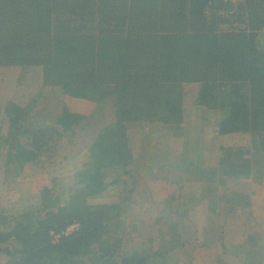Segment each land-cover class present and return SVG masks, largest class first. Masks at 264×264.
I'll return each instance as SVG.
<instances>
[{
    "label": "trees",
    "instance_id": "trees-1",
    "mask_svg": "<svg viewBox=\"0 0 264 264\" xmlns=\"http://www.w3.org/2000/svg\"><path fill=\"white\" fill-rule=\"evenodd\" d=\"M11 66L39 69L38 95L59 103L25 117V107L10 103L4 134L0 127L8 177L42 158L51 165L68 159L61 155L66 137L88 127L107 93L114 121L90 140L91 160L74 172L83 185L64 200L48 194L23 209H0L2 264H173L174 254L192 252L190 206L179 207L187 202L185 181L199 183L192 194L225 187L228 201H250V171L264 164V0H0V67ZM72 101L82 110L72 111ZM187 110L196 125L219 136L248 135V143L221 145L216 164L211 156L198 162L203 145L188 134ZM51 122L62 124L64 137ZM130 129L142 131V151ZM147 175L176 184L182 195L178 207L166 205L163 217L152 208L140 223L129 212V184ZM143 191L157 193L148 184ZM247 228L243 264H264V235Z\"/></svg>",
    "mask_w": 264,
    "mask_h": 264
},
{
    "label": "rangeland",
    "instance_id": "rangeland-1",
    "mask_svg": "<svg viewBox=\"0 0 264 264\" xmlns=\"http://www.w3.org/2000/svg\"><path fill=\"white\" fill-rule=\"evenodd\" d=\"M29 71H27V70ZM41 84V71L39 69L33 68H21L17 66L11 67H0V127L1 132L4 134L7 130L8 120H7V112L6 110L13 104L19 105L22 109L25 108V113L23 116L31 115L36 107L47 109L51 108V104H58L57 100L51 99L49 102L38 95V88ZM197 86V85H195ZM193 85L187 86L188 96L186 97V106L189 105V102L193 100L191 92V88ZM36 91V92H35ZM110 92V90L108 91ZM191 94V95H190ZM112 95V94H111ZM110 93L106 94V97L103 98L90 112L89 116L86 119L84 124L88 126L85 130H79L76 134L71 137H66L64 146H67L66 151H61L63 154H66L68 159L62 162L58 161L53 165L50 164L47 158H42L38 160L36 164L33 166H28L24 172L18 176V178L8 177L6 173V164H5V156L6 153L2 148H0V209L4 210H19L23 209L29 203H37L42 202L47 199L46 196L50 194V198L52 199H65L70 193L74 192L73 189L78 188L83 185V183L79 182L81 177H77L74 172L86 168L88 164H85L86 161L91 160L89 158L90 153L87 151L89 147V142L93 139V136H96L97 140L100 136L101 131H103L104 127L110 122L114 121L113 109L114 103L112 100ZM48 99V98H47ZM10 104V105H9ZM62 105V103H61ZM57 107V105H56ZM79 109L82 110L81 105H77V102H71L70 109ZM46 109V110H47ZM60 106L58 105V110ZM186 120L190 123L191 128H189L188 134L193 135L197 134L198 130H204L205 138L207 136L206 127L201 125H196L195 122H198L194 110H187ZM61 112V110L59 111ZM28 116V117H29ZM27 117V118H28ZM108 121H106V118ZM213 121V120H212ZM212 121H204V122H212ZM217 122V120H216ZM51 125L55 126L57 129V135L61 138L64 137V129L61 123L59 122H51ZM212 125V124H211ZM216 125V124H214ZM218 125V123H217ZM216 125V127H217ZM153 129V128H152ZM151 128H147L146 131L151 132ZM215 130H217L215 128ZM130 132L134 134L133 144L137 151H142V148L145 144L144 136L140 134L139 131L134 129H130ZM138 132V133H137ZM190 132V133H189ZM146 134V132L144 133ZM248 135H238L234 137H228V142L226 144H246L248 143ZM216 139V138H215ZM208 137L206 138V143H204L205 151L208 153V156L212 159V163L216 162V156L219 155V151L217 150L219 141H211L209 143ZM219 142V143H218ZM194 146V145H192ZM174 149H179L178 147H174ZM182 149V148H181ZM204 148H202L201 152L197 156V159L200 161L201 159H207ZM159 152L155 150V154ZM197 154L196 152L192 153V156ZM203 154L202 156H200ZM214 155V156H213ZM157 155H155L156 157ZM264 155H262L263 157ZM91 157V156H90ZM154 157V158H155ZM168 160L171 159L167 158ZM161 162H164L165 159L161 157ZM211 163V162H210ZM164 166V163L162 164ZM204 165V164H203ZM137 169V168H136ZM151 168L145 169L147 173ZM144 172V171H143ZM146 173V174H147ZM250 182H254V191H259L260 194L264 195V164L253 165L250 171ZM124 178L129 179L128 176ZM111 181L112 178L109 177ZM108 181V180H107ZM154 179H150V175L145 177V181H139L137 184L130 183L129 188L134 191V194L130 201L129 212H136V215L133 217L136 221L142 222V220L146 217V215H150V211L152 208H155L159 211V215L163 217L164 211L163 208L167 206H171V208L178 207L179 201L181 200L179 193L182 195V190L177 187L176 184L166 183L164 182L159 186L160 182ZM147 182V183H146ZM146 185L144 186V184ZM155 183V186H153ZM186 186L190 185V187H186L183 193V199L187 202L183 203L180 207V210L183 208L187 209V206H190V210H188V215H194L192 225H187V229L189 232V247L188 250L192 252H186V250L180 251L177 254H174L173 264H203V262L209 263L213 260L219 258H227L231 257L234 259L233 263L243 264L244 256L240 253V247H236L230 236L226 233L224 234V227L218 221L220 220L218 211L223 206L228 205L225 200H218V207L216 212H212L209 215L206 214V208L210 203L212 197L224 198L226 195L222 193V191H218L217 194L214 193V189H205L203 192L201 188L199 190L194 191V194L191 192V187L197 189L199 187V183L197 181H193L189 183V180L185 181ZM152 187V189H157V193L151 192L147 194L143 191L144 188ZM20 189V192H18ZM252 189V188H251ZM188 191V192H186ZM125 192V191H124ZM191 192V193H190ZM203 194H202V193ZM244 194V193H243ZM111 194L104 195L98 198V201L108 200ZM173 195L175 197H173ZM241 195V194H240ZM194 196V201L191 203L190 198ZM172 198V199H171ZM179 198V201H178ZM259 199V198H258ZM246 200H252V197L248 196ZM260 200V199H259ZM161 201L163 203H161ZM155 202V203H154ZM226 203V205H225ZM241 203V202H240ZM260 204L264 205V199H261ZM187 205V206H186ZM239 205V204H238ZM193 206V209H192ZM253 209V208H252ZM14 210V211H15ZM184 210V209H183ZM194 210V213L191 211ZM239 213L241 212V207L237 208ZM254 214H257L259 217V221H261L262 225L260 231L264 229V211L260 210V206H254ZM6 212V211H5ZM188 216V217H189ZM214 216V217H213ZM249 223H253L249 221ZM249 224V225H250ZM11 223H7L6 226L9 227ZM221 225V227H219ZM147 228V225H145ZM222 228V229H221ZM264 232V231H262ZM225 235L226 238V246L223 245V252L220 253L216 248L221 240V238ZM202 244H206L202 247ZM245 244H249L245 242ZM260 247L264 246L262 241H259ZM251 249V248H250ZM196 253H195V251ZM198 251V252H197ZM210 257L213 259L210 260ZM6 261V256H0V264Z\"/></svg>",
    "mask_w": 264,
    "mask_h": 264
},
{
    "label": "crops",
    "instance_id": "crops-1",
    "mask_svg": "<svg viewBox=\"0 0 264 264\" xmlns=\"http://www.w3.org/2000/svg\"><path fill=\"white\" fill-rule=\"evenodd\" d=\"M25 108H27V107H25ZM23 109H24V107H23ZM71 110L76 111V109H74V108H72ZM206 129H207V131H205L207 134L206 138L208 137V139H210L209 143L211 141H214L213 143H215V141L220 140V143L218 142L219 143L218 147H217L218 150H219V147L221 145H224V144L226 145V143L228 142L227 138L229 136H219L218 132L213 127H206ZM146 130H147V128L144 131H146ZM139 132H140V134H142L141 133L142 131H139ZM196 135L198 136L197 141H199V143H202L204 151H205L206 146H204V143H206V138L204 135V130H199V133H197ZM59 151H58V153H59ZM205 153H206L207 159H209L208 153L206 151H205ZM61 155H64V154L61 152ZM192 157H196V155L192 156V153H189L188 160L189 161H190V159L193 160ZM217 158H216V160H217ZM197 161L200 162L198 159H197ZM205 164L206 163H204V165ZM213 164H216V162ZM205 166H207V165H205ZM0 181H1V179H0ZM156 181L160 182L159 186L164 182L160 179L156 180ZM164 184H166V183H164ZM254 185L255 184L252 181L250 184L252 191H250V192H252L253 195H251V194L248 195V196L252 197V200L247 201V204H246V201H244L243 206L241 204L238 205L239 201H234V202L231 200L228 201L230 199L231 191L228 188L221 187L219 189V192L222 191V193H224L226 196L224 198L219 197L218 195H216L215 198L212 197L211 199H209L210 203L208 204V207L206 208L207 209L206 210L207 215H209L212 212L215 213L217 210V207H218V200H220V201L225 200L226 201L228 208H227V206H223L221 209H219V211H218L219 215L218 216H219L220 220L218 221V223L223 225L224 234L226 233V238H227V234H228L230 236L231 241L234 244H236V247H238V248L243 246L245 244V242H248V241H245V239H247V237H248L247 233H246V229H249V228H247L248 226H250L251 224H254V225L258 226L259 228H261V225H262L261 221H259L260 219L257 216V214H254L253 209H254V206L259 205L260 210L264 211V205L260 204L261 199H264V195L260 194V192L257 190L254 191L253 190V188L255 187ZM153 186H155V183ZM18 192H20V189H18ZM226 203H225V205H226ZM239 207H241L240 213H239V210H237V208H239ZM192 211L195 212L194 210H192ZM191 218H194V215H191ZM249 221H251L253 223L250 224ZM263 221H264V218H263ZM221 225H219V227H221ZM262 231H264V229H262ZM262 231H260V232L264 235V232H262ZM226 238L224 235L221 238L218 246L216 247L218 249V251H220V253L223 252V250H222L223 245L225 244V246H226ZM203 264H208V263L204 261Z\"/></svg>",
    "mask_w": 264,
    "mask_h": 264
}]
</instances>
